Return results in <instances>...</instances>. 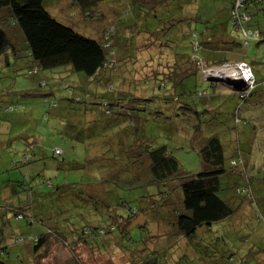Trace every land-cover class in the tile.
Returning a JSON list of instances; mask_svg holds the SVG:
<instances>
[{
    "label": "rangeland",
    "instance_id": "374dc122",
    "mask_svg": "<svg viewBox=\"0 0 264 264\" xmlns=\"http://www.w3.org/2000/svg\"><path fill=\"white\" fill-rule=\"evenodd\" d=\"M176 3L184 6L176 28L186 30L189 26L199 32L207 26L214 32L223 28L220 23L226 22L219 15L225 14L228 0ZM44 4L58 21L93 39H99L101 30L111 21L117 25L135 21L131 11L127 14L123 11L124 0L102 1L104 8L119 13L108 19L86 16L75 0H45ZM194 5L201 22L185 21V16L195 12L191 11ZM94 10L86 14L96 15ZM211 17L209 22H203ZM166 19L161 15L148 20L141 17L140 21L152 29L159 20ZM255 21L264 33V14L255 16L250 24ZM227 32L239 41L230 24ZM176 39L181 50L178 53L190 57L193 54L190 45L182 37ZM19 48L16 58L11 60L9 55L10 64L0 57V217L5 221L0 229L6 237L8 250L3 258L8 264L32 262V253L27 251L29 243L14 245L9 240L16 235L42 233L49 227L70 240L73 233L81 234L84 228L108 229L112 224L116 227L114 231L92 241L98 251L92 250L90 244L78 242L71 249L49 240L39 256L43 258L42 264H72L75 259L79 264H130L139 253L146 258L153 256L158 264H225L230 257V264H255L253 257L264 255V170L258 172L264 165V116L245 115V120L235 124L231 115L234 97L229 96L227 83L218 81L225 86L221 88L205 81L208 80L205 72L214 68L203 71L202 77L196 71L182 79L172 90L176 98L170 93L168 80L159 87L156 80L140 79L136 87L128 90L145 99L139 105L140 111L124 105L121 109L112 108L113 113L106 115L99 105L93 104L95 97L104 95L105 88L89 83L83 73L72 71L69 66L32 73L34 66L26 49L23 45ZM126 48L131 57L138 53L134 45ZM170 48L175 49L176 45ZM151 52L155 54V50ZM197 54L203 57L201 50ZM211 54L227 59L237 54L264 77V41H251L248 48ZM141 55L140 62L147 54ZM160 60L167 62L171 57L164 54ZM156 62L157 59L150 66L143 65L144 59L141 64L136 62L138 75L132 77L139 79L151 67H159ZM43 80L45 85L40 84ZM44 94L57 105L50 107L43 102ZM11 103L24 104L25 108L4 112L2 107ZM212 135L223 145L225 167L236 152L254 167L249 170L254 201L250 204L245 201L231 219L214 223L207 227L209 230L202 229L201 234L192 237L193 247L198 246L195 252L183 244L182 236L174 233L172 212L161 201L167 185L146 181L149 173L136 170L141 168L137 154L165 146L183 170L195 173L201 168L197 143L200 138ZM54 148H60L62 154L55 156ZM243 184L235 177H221L222 197L238 201L233 190ZM25 205L34 220L31 224L25 218L15 217V212ZM162 213L163 219L159 220ZM153 247L158 250L148 252Z\"/></svg>",
    "mask_w": 264,
    "mask_h": 264
},
{
    "label": "trees",
    "instance_id": "16d2710c",
    "mask_svg": "<svg viewBox=\"0 0 264 264\" xmlns=\"http://www.w3.org/2000/svg\"><path fill=\"white\" fill-rule=\"evenodd\" d=\"M75 1L80 4L82 13L86 16L89 15V17L96 16L98 19H108L112 14L116 16L119 14L113 13L109 8H104L101 5L104 0ZM176 1L124 0L126 7L123 8V11L125 14L131 11L135 21L131 24L123 22L120 25L111 21L101 30L99 39H93L80 34L73 27L54 18L45 8V0H0V57H5L6 64H10L9 55L11 60L16 58L20 49L19 46L23 45L34 66L32 73H37L40 69L46 70L61 66H69L72 71L83 73L89 83L106 89L104 95L95 97V103L93 102V104L99 105L98 107L106 115L113 113L112 108L121 109L124 105H131V109L138 113L141 107L139 105L145 99L135 93L130 94L128 90L136 87L141 80H156L155 82L159 87L165 85L164 80H168L169 90L172 94V90L182 79L196 71H199L202 77L203 71L211 67H220L225 63L244 62L253 74L254 85L251 90L249 92L247 89L238 90V88H233L232 85L224 83L229 89V96L234 97L231 103L232 118L235 124L240 123L241 120H245L244 111L253 95L258 92L263 93L264 77L255 73L250 63L244 58H238L237 54L233 56L234 58L232 57L233 59H227L224 55L213 56L211 53L221 50L234 51L237 47L248 48L251 41H264V33L259 28V22L255 21L254 24H250L255 16L264 14V0H240V2L239 0H228L225 14L219 15L226 22L220 23L219 25H222L223 28L216 29L214 32L207 26L199 32L189 26H186V30L180 27L176 28L177 22L180 21V15H182V8H184V6L180 7ZM88 10L91 12L94 10L96 15L93 13L86 14ZM196 11L198 10L196 9ZM196 11L189 14L190 16H185V21L201 22L200 15ZM161 15L167 18L166 21L159 20L158 24L152 26V29L141 24V17L148 20V18H160ZM211 19L213 17L203 22H209ZM118 20L121 19L118 18ZM229 24L231 30L238 35L239 41L228 36ZM180 37L184 38L186 43L190 45L193 52L190 57L178 53L181 50H178V41L176 43L175 40H177L176 38L180 39ZM140 40L142 41L140 42ZM129 45H134L137 48L138 53H135L134 57L126 53V47ZM174 45L177 49L170 48ZM151 50H155L154 55ZM200 50L203 52V57L197 54ZM142 53L147 55L145 58H141L142 61L140 62V57H143ZM164 54L171 57V60L161 61L160 59ZM143 59L145 63L143 65L146 66H150L157 59L156 64L159 67H151L139 79L138 77L133 78L132 74L138 75L139 69L134 68L135 63L141 64ZM205 81L219 84L207 79ZM40 84L45 85L46 82L43 80ZM224 87L221 86V88ZM172 95L176 98L174 93ZM199 95L203 94L200 93ZM87 98L89 99V96ZM88 99L86 101L90 102ZM76 100L80 99L76 98ZM43 102L48 103L50 107L57 105L54 100L48 99L47 94H44ZM2 108L4 112L9 113L22 110L25 105L11 103ZM78 134L79 132L76 133V135ZM197 149L201 158V168L195 173L183 170L176 158L167 152L165 146L138 152L137 159L141 162V168L136 169L149 173L146 180L148 183L167 185L161 201L172 212L170 221L174 225V233L182 236L183 244L194 248L195 252H198V246L193 247L192 237L196 238L202 229L209 230L207 227L214 223L229 219L241 209L242 205L244 206L245 201H248L249 204L254 201L249 175V170L252 171L253 166L246 160L244 161L239 152H236V155L229 159V166L225 167L223 145L216 135L200 138ZM93 152H95V148ZM134 153L131 155L135 156ZM53 154L60 156L62 150L54 148ZM23 161L26 162V160ZM262 170H264V165L259 167L258 172ZM226 175L228 178L229 176L232 179L235 177L244 182L242 187H235L233 190L234 197H238V201L234 202V199L221 195L223 189L220 187V179ZM28 208L29 206L25 205V208L16 211L15 217L18 219L25 218L27 223L31 224L34 220L27 211ZM135 212L132 214L136 215ZM163 216V213L160 214L159 220L163 219ZM260 217L262 216L260 215ZM128 220L127 218L125 223H128ZM3 223L5 221L0 217V224L3 225ZM39 223L44 225L42 220ZM125 225L123 224L121 227L124 228ZM115 229L114 224L110 225L108 229L84 228L81 230V234L73 233L72 239L69 240L58 231L47 227L42 233L20 234L12 239L9 238V240H12L14 245L29 243L27 251L32 253L31 264H42L43 258L39 256H42L49 240L71 249H74L78 242L90 244L93 250L97 249V244L92 245L97 237ZM4 240L6 237L3 230L0 229V264H8L7 260L3 258L4 253L8 250ZM156 250L158 249L153 247L148 252L153 253ZM72 256H75V252ZM253 258L255 264H264V255ZM230 259L231 257L228 259L229 263L225 264H230ZM72 261V264L80 263L78 259ZM130 264L158 263L153 256L146 258L139 253ZM220 264L224 263L221 262Z\"/></svg>",
    "mask_w": 264,
    "mask_h": 264
},
{
    "label": "built area",
    "instance_id": "2783aa9c",
    "mask_svg": "<svg viewBox=\"0 0 264 264\" xmlns=\"http://www.w3.org/2000/svg\"><path fill=\"white\" fill-rule=\"evenodd\" d=\"M205 74L208 76V78L211 76H217L226 79V77H228L229 80L233 82V84L243 82L244 86H242V89H247V92H249L254 85L253 74L250 68L244 62L231 64L225 63L220 67L214 68L213 70L206 71Z\"/></svg>",
    "mask_w": 264,
    "mask_h": 264
},
{
    "label": "crops",
    "instance_id": "0c3cea01",
    "mask_svg": "<svg viewBox=\"0 0 264 264\" xmlns=\"http://www.w3.org/2000/svg\"><path fill=\"white\" fill-rule=\"evenodd\" d=\"M196 9L197 8L194 5L191 11H196ZM263 93H264V91H263ZM263 93L258 92L255 95H253L249 104H247L246 110L244 111L246 116H251V117H255V116L257 117L260 115L264 116V96H263ZM253 168L254 167H252V169Z\"/></svg>",
    "mask_w": 264,
    "mask_h": 264
},
{
    "label": "water",
    "instance_id": "95a60500",
    "mask_svg": "<svg viewBox=\"0 0 264 264\" xmlns=\"http://www.w3.org/2000/svg\"><path fill=\"white\" fill-rule=\"evenodd\" d=\"M208 80L215 81V82H218V81L219 82H225L229 85H232L236 89L238 88V90L242 89L243 88L242 86H244L243 82H239V83H237V85H234L233 82L231 80H229L228 77H226V79H224V78L217 77V76H215V77L211 76L208 78Z\"/></svg>",
    "mask_w": 264,
    "mask_h": 264
}]
</instances>
